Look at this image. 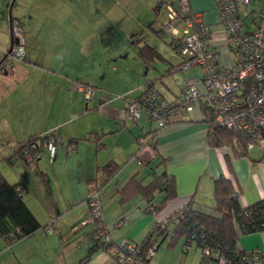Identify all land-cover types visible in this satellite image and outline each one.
I'll list each match as a JSON object with an SVG mask.
<instances>
[{"label": "crops", "instance_id": "1", "mask_svg": "<svg viewBox=\"0 0 264 264\" xmlns=\"http://www.w3.org/2000/svg\"><path fill=\"white\" fill-rule=\"evenodd\" d=\"M163 1L165 0H144L145 4H149L147 7L157 2L158 5L154 6L155 12L159 10V5L163 4ZM169 1L173 2V0ZM214 2L215 7L210 0H187L190 13L199 14L208 22L214 21L210 23L214 29L210 40L213 59L218 64L229 65L232 62V54L226 46L227 41L224 34L221 31H216L219 24L215 22L214 18L218 5L215 0ZM8 4L9 0H0V60L10 42L9 16L6 20L4 18L6 12L5 15L3 13L5 6V10L7 8L9 14ZM20 4L25 7H17L14 19L19 22L22 31L25 61H15L9 66H0V106L4 104L13 106L16 112L14 113L12 109L0 111V136L6 137L8 142H12L9 150L13 153L16 144L31 135L52 133V137L57 139L56 143H60L61 146L58 151L57 146L55 147L53 157L57 154L58 157H70L71 161L74 158V162H72V169L75 170V174L72 173L74 185L73 188H69L67 195L71 201L76 199L78 204L82 201L86 203V197L93 189V177H98V180L103 178L101 170L108 161H114L120 167L103 183V194L113 191V187L119 190L135 172H138V177L142 178L144 182L163 170L174 176L176 195L165 203L162 210L155 215V220L165 219L174 211L179 210L190 198L193 200V206L198 208L212 204L213 180L219 175L231 179L234 189L238 191L241 204H249L264 197V141L247 148V151L239 156L234 155L230 146L211 145L207 139V125L198 105L194 106L185 117L174 119L159 128L156 131L158 133H155L157 128L155 122L145 116L134 120L125 114L126 99L123 96H137L147 80L152 79L160 91L163 86L170 90L169 95L162 91L169 99H172L188 81H197L198 86L202 88L201 76L199 79L194 76L185 78L183 70L186 67L177 68L181 57L177 61L164 63L167 64V67L165 66L166 68L159 76H155L152 69L154 61L157 59L165 61L166 57L161 54V57L154 56L146 60L138 52L140 60L137 62L135 74L130 75L132 82L130 85H119L117 89L119 96L117 97L113 94L117 93L116 90L98 82L97 78L94 80L91 78L93 74L95 76L99 72L96 62L94 64L92 62L90 67H86L88 70L82 72L81 57L83 59L84 55L88 56L93 50L89 51L91 45L75 40L79 34L76 33L75 28L80 25L90 27L97 34L96 38H101L104 41V37L112 36L113 26L119 25L118 19L125 20L127 13H135V8L131 7L132 3L126 4V6L118 4L117 13H114V2L107 3L106 7H99L98 2L82 5L73 1L71 3L63 1L61 4L42 1L33 5L27 0H22ZM210 9L212 10L210 11ZM244 10L243 15L251 11L248 8ZM50 13L52 15L48 16ZM53 14H57L56 19ZM11 17L13 16L11 15ZM64 20L72 21L70 22L72 29H68L72 33L69 35L68 42L66 34L62 36L60 34L59 41L65 43V45H61L64 47L59 46L60 50L50 48L47 52L42 37L56 36L58 29L53 32V27L64 25L62 24ZM167 20L166 18L163 23L166 27ZM175 21H173V27L179 34V29L174 25ZM178 21L183 25L182 21ZM174 35L176 37V34ZM136 39L137 37L134 36L133 40ZM213 42L216 44L214 48ZM68 43H70V47L66 49ZM142 43H148L160 52L151 43L147 41H142ZM70 49L74 51L73 54ZM62 51H64V56H61ZM55 53L58 54L57 57H54ZM102 71H100L101 74H103ZM111 72L112 70L107 71L106 74L110 75ZM176 72L182 73V81L175 77ZM82 86H87L91 90L89 98L84 97L83 91L80 89ZM21 108L22 110H20ZM11 113L14 116L11 118L12 121L8 120ZM90 133L97 135L99 146L93 140L83 138ZM72 138H76L77 141L68 144V139ZM138 138H142L143 142L140 143ZM44 150L48 151L47 146H44L37 160L26 162L18 158V162L21 160L23 165H20L22 168L20 167L19 171L16 169V173L8 174L3 170L2 173L10 182L21 180L24 183L26 190L22 193V198L40 223L52 221L57 230L62 232L56 223V218L61 213L57 209V201L53 196L51 176L48 169L39 163ZM152 164L155 165L152 176L146 179L145 170ZM32 165L38 167L39 177L33 173ZM52 168L56 172L55 167ZM122 180L125 181L120 187H117ZM32 182L33 186L30 184ZM108 183L111 184L110 188L106 186ZM34 186L39 191L36 195L40 194L42 199L44 197L41 191L44 187L53 196V205H56L54 214L50 213L47 204L43 209L39 197L36 199L33 197L34 194L33 196L30 194ZM24 193H26L25 196ZM140 199L138 197V200ZM83 210L84 207L78 212L81 214ZM87 210L88 205L86 204V208L81 214L82 218ZM45 211H49V218ZM67 212L72 211L68 209ZM43 215L46 218L42 222L40 217ZM81 215L78 216L81 217ZM123 220L125 221L124 217ZM121 224L122 222L116 225ZM133 227L128 231L118 233L115 237L111 236V238L120 239L124 237L121 236L123 233L134 235L136 230ZM107 230L109 231L108 228ZM238 243L244 249L258 248L264 252V230L241 233ZM64 249L57 231L45 232L40 228L34 234L10 244H5L4 240L0 238V264H67L64 258ZM158 259L159 257L153 260L152 256L151 263L165 264ZM199 260L200 258L192 264H198ZM210 262L208 261L207 264H212ZM222 262L224 261H220L218 264H225ZM111 264L113 263L111 262ZM174 264H184V262L177 260Z\"/></svg>", "mask_w": 264, "mask_h": 264}, {"label": "rangeland", "instance_id": "2", "mask_svg": "<svg viewBox=\"0 0 264 264\" xmlns=\"http://www.w3.org/2000/svg\"><path fill=\"white\" fill-rule=\"evenodd\" d=\"M11 0H9L10 3ZM22 0H14L11 8V15L14 17L16 13V9L18 6L25 7L20 4ZM29 3L35 5L42 1H47L49 3H56L61 4L63 1H69L70 3L77 2L82 5H88V4H95L98 2L99 7H106L107 3L114 2L115 3V12L117 13V5H125L132 3L131 7L135 8V13L130 14L127 13L125 16V20L118 19L119 25L113 26V32L112 36L104 37V41L101 38L98 37L95 32H93L90 27L87 26H79L76 29V33H79L75 40L78 42L83 41L84 44L91 45V48L89 51L93 50L88 56L84 55V58L81 57V70L82 72L87 71L90 67L92 62L93 64L96 62L98 65L99 72L93 77H91L93 80L95 78L98 79V82H102L109 88H112L117 91L118 86L122 85H130L132 82V78L130 79V75L135 74V70L137 69V62L140 60L138 55L139 46L141 45L142 41H147L154 45L158 50L161 52L162 55H164L166 58L165 61L163 60H155L154 70L155 76H159L162 70H164L167 67L168 61H177L179 60L180 56L174 51L172 44H170V41L172 38H175V35L173 34V30L167 28L163 23L165 22L167 18V10L166 5L167 4H175L176 0H173V2L169 0L163 1L164 3L159 5V12H155L154 6L157 4V2L153 3L154 5L147 7L149 4H145L144 0H27ZM212 4L215 7L214 0H210ZM20 4V5H19ZM9 5V4H8ZM158 5V4H157ZM78 7V6H76ZM98 7V8H99ZM161 8V9H160ZM246 8L248 10H251L249 12V15L245 18L246 22H250L253 18V15L258 12V10L261 8V3L259 0H254L252 3H250ZM212 9H210L211 11ZM6 16L4 17L6 20L8 19V10L4 6L3 13ZM244 12V11H243ZM56 13V12H55ZM153 13V14H151ZM215 22L218 21V10L215 13ZM52 14H48V16H51ZM54 18H57V14H53ZM131 15V16H130ZM141 15V16H140ZM153 15V16H152ZM140 16V17H139ZM73 17V16H72ZM116 17V16H115ZM136 17H139L136 19ZM19 18V17H18ZM203 18V21L210 25V23L207 20ZM54 19V20H55ZM136 19V20H135ZM152 19V21H151ZM60 20V19H57ZM69 20H64L62 24L64 25H56L53 27V32L58 29L57 37L53 36H46V38L42 37L43 44L45 45L46 51L50 48L53 50H60L61 45H65L64 42L59 41V38L66 34V41L69 40V35L72 34L71 31L68 29H72V26L70 25ZM181 33L182 30V23L178 20L175 21L174 24ZM179 33V34H180ZM53 34V33H52ZM61 34V36H60ZM178 34V35H179ZM136 36L137 39L133 40V37ZM214 43V42H213ZM140 44V45H138ZM143 44V43H142ZM104 46V48H103ZM214 46L216 47V44L214 43ZM64 47V46H61ZM70 47V43L66 45V49ZM65 49V48H64ZM48 52V51H47ZM71 54H73V50L70 49ZM217 54V51H215ZM53 54V53H51ZM57 53H55L54 57H57ZM64 56V51H62V55ZM71 56V55H70ZM77 59H80L77 57ZM16 60H11L9 63H6L5 66H9L11 63H15ZM19 62H24V59H18ZM166 66V67H165ZM101 70L103 74H101ZM109 73L110 75H107V71H111ZM95 71V69H93ZM113 73V74H112ZM183 73L185 74V78L188 76H194L196 79H199L201 76V70L198 65L194 66H187L186 69L183 70ZM109 76V77H107ZM114 76V77H113ZM175 77L177 79L183 80L182 73L175 74ZM102 86V85H101ZM89 89V88H88ZM163 92L167 93L168 95L171 93L170 90H167L166 87H162L161 89ZM114 96H119V93L117 91L113 93ZM83 95L85 97V93L83 92ZM15 106V104H13ZM13 107V106H12ZM10 107L7 104H4L3 106H0V111H8L11 110L15 112V107ZM23 108V107H22ZM22 108L20 110H22ZM12 112V113H13ZM10 114L8 116V120H11V118H14L13 114ZM21 113V112H20ZM12 145V142H8L6 140V137L0 136V171L1 173L4 171L8 174L16 173V169L18 171L20 170V165H23V162L19 160H14L12 163H9L7 160V157L12 154V152L9 150ZM57 148L61 149L60 143H56L54 145ZM64 148V147H62ZM64 150V149H63ZM54 153L50 155V153L47 150H44L42 152L41 158L39 160V163L44 166V168H47L49 171V174L51 176V182L53 183L52 189H53V196L55 197L57 201L58 210L60 211L61 215L57 216V225L62 229V232L64 234V258L67 261V264H111L112 256L105 251L104 249L98 247L94 251H91L89 254L87 253V247L89 244H92L94 242H99L101 240V237L96 234L94 223L87 222L85 224H82V215L86 204L85 201H82L78 204V200L71 201L68 195L69 188H73L74 185V176L72 173L75 174V170L72 168V162H74V158L70 159V157H58L57 154L55 157ZM55 167L56 172L53 170L52 167ZM25 167V166H23ZM33 173L39 177V171H37V166L32 165ZM22 168V167H21ZM155 168V165L152 164L149 166L148 169L145 170V178L148 179L152 176L153 169ZM3 170V171H2ZM3 174V173H2ZM12 180V179H11ZM69 181V182H68ZM125 180H122L119 182V185L117 187H120L122 183ZM13 182V180H12ZM68 183H70L68 185ZM31 186H33V182L30 183ZM109 184V183H108ZM106 185L108 188H110L111 184ZM105 186V189H106ZM43 188V187H42ZM107 188V190H108ZM116 187H113V191L107 192L103 194L104 191H101L100 195V203H101V215L104 219V222L109 229V235L112 237H115L118 233H121L123 231H128L129 228L133 227L135 228L136 232L134 235H128L126 233H123L124 237L121 238H129L132 240L139 241L143 238L145 233L148 229H150L155 222V215L154 214H147L140 210L139 206L144 204V201L142 199L138 200V196H134L130 198L128 201L123 203V205L119 202V196L120 190H116ZM121 188V187H120ZM42 196L44 197V201L42 202L41 195H36L39 193V191L36 189V187H32L30 194L40 198V204L42 205L43 209H45V204L49 206L50 213L54 214L56 210V205H53V196L48 193L47 188L44 187L42 189ZM26 193H24V196ZM29 193L27 194V196ZM211 205V203L209 204ZM74 206V207H72ZM84 207V210L80 214L78 211L82 210ZM67 209V210H66ZM69 211L72 212H67ZM210 211V209H206ZM46 212V211H45ZM67 212V213H66ZM71 213L72 216H71ZM47 218H49V211L46 212ZM65 214V215H64ZM78 215H81L78 216ZM45 215L40 217V220L43 222L44 218H46ZM124 217V220L119 221V223L122 222L121 225L118 224V220L120 218ZM146 220V221H145ZM58 227V228H59ZM59 228V229H60ZM170 237L169 235L165 237L159 245V248L155 250L153 254V260H156L158 257V261L165 262V264H174V262H184V264H192V262H196L197 259L201 256V249L199 247H196L194 244H190V246L187 248V250L183 249L182 246V238L177 239L172 245H169ZM196 251V252H195ZM165 260V261H164ZM173 261V262H172ZM212 264H218L220 261H216L214 259L209 260ZM113 263V262H112ZM225 264H229L226 262H222ZM231 264V263H230Z\"/></svg>", "mask_w": 264, "mask_h": 264}, {"label": "trees", "instance_id": "3", "mask_svg": "<svg viewBox=\"0 0 264 264\" xmlns=\"http://www.w3.org/2000/svg\"><path fill=\"white\" fill-rule=\"evenodd\" d=\"M215 1L219 7L222 2L227 0ZM242 12L239 15L246 21ZM12 19L17 21L14 17ZM175 42L176 39L174 38L171 43L173 49L176 46L174 45ZM138 52L146 60L154 56L161 57V53L148 43L141 44ZM190 59L192 60V58L181 57L177 68L194 65L191 62V65H186V62ZM5 62L4 57L0 66L5 65ZM149 83L154 84L152 79L147 80L142 85L141 92L137 96L130 97L124 95L123 98L126 99L125 103L131 99L138 101L144 90L143 87ZM85 87L89 88L87 86ZM155 88L160 91L156 86ZM160 92L162 93V91ZM198 106L202 111V118L207 125V139L211 145L230 146L236 156L242 155L247 151L246 143L253 139V137L238 134L237 131L220 125L215 118V109L212 102L208 98L201 97ZM143 116L148 118L144 114ZM173 120H170V122ZM158 130L157 127L155 133H158L156 132ZM52 136V133L31 135L23 141L18 142L14 152L7 157L8 162L12 163L18 158L26 162L37 160L44 146H47L48 152L50 153L49 143L55 145L57 142V139ZM96 136L94 133H90L83 138L93 140L99 146L100 142ZM138 140L140 143L143 142L142 138H138ZM262 140H264V131L260 132L254 144L260 143ZM75 141L77 139L72 138L68 139L67 143L71 144ZM119 167V164L114 161H108L103 165V170H101L103 178L98 180V177H93L92 191L97 190L101 193L103 183L106 182L105 180L115 174ZM24 190H26V186L21 180L10 182L0 171V238L4 240L5 244H10L16 240L30 236L42 228L45 232L57 231L60 242L64 245V234L57 230L53 222L40 223L25 203L22 198ZM119 190L121 194L119 196V202L121 205L130 198L138 196L144 201V204L139 206L140 210L147 214L156 215L162 210L169 199L175 197L176 180L173 175L163 170L144 182L142 178L138 177V172H135L124 182ZM90 194L86 197L88 210L83 220L94 223V230L98 235V230L101 228L98 220L101 219L106 233L109 234L101 215V203L96 211H92ZM238 196V191L234 189L229 177L219 175L214 178L213 203L211 205H204L198 208L193 206V200L190 198L179 210L174 211L165 219L155 220L154 225L147 230L142 239L139 241L130 239L137 248V264H152L151 259L155 250L159 248L160 242L168 235L170 237L169 245H172L177 239L182 238L183 249L187 250L190 244L199 247L201 249V256L198 264H207L210 259L220 261L221 258L225 259L227 263L240 264L241 258L239 255L245 249L238 243L239 235L241 233L264 230V197L249 204H241ZM206 209H210V211ZM121 220H123V217L119 219V221ZM49 226H51V231L47 230ZM111 241L115 242L113 238ZM111 244L113 243H105L102 240L94 242L88 246L87 253L89 254L91 251L100 247L112 256L113 264H125L119 260L121 252L117 251L115 254L110 252L109 247Z\"/></svg>", "mask_w": 264, "mask_h": 264}, {"label": "built area", "instance_id": "4", "mask_svg": "<svg viewBox=\"0 0 264 264\" xmlns=\"http://www.w3.org/2000/svg\"><path fill=\"white\" fill-rule=\"evenodd\" d=\"M254 0H227L218 7L219 28L226 38V46L232 54L229 65H221L214 61L210 49L212 26L206 24L199 14L190 13L187 0H176V4H167V27L176 34L174 51L183 58H192L186 65H198L201 70V85L197 81H188L173 97L167 98L155 88L154 84L146 85L139 100H129L124 111L134 120L143 114L154 121L159 128L170 120L185 117L201 97L208 98L215 109L217 122L241 135L253 139L247 141L246 148H251L261 131H264V0H259L261 8L253 15L249 23L239 15ZM244 13V12H243ZM249 13L244 14L245 18ZM183 22L178 35L173 21ZM12 36L17 38L12 50L6 55V62L25 58L24 39L17 21L11 23ZM192 65V66H194ZM89 98L91 90L80 87ZM264 141V140H262ZM55 146L49 143L50 155ZM100 192L92 191L90 205L92 211L100 206ZM160 220V219H158ZM87 221L83 220L85 224ZM98 235L110 245V252H121L119 260L125 264H137V248L128 238L111 241L101 219ZM119 224V222H118ZM51 231V226L48 227ZM151 253V252H150ZM240 264H264V252L258 248L245 249L240 252ZM224 261L225 259H220Z\"/></svg>", "mask_w": 264, "mask_h": 264}, {"label": "water", "instance_id": "5", "mask_svg": "<svg viewBox=\"0 0 264 264\" xmlns=\"http://www.w3.org/2000/svg\"><path fill=\"white\" fill-rule=\"evenodd\" d=\"M13 2H14V0H11L10 1V3H9V7H8V9H9V26H10V42H9V45H8V48H7V50H6V52H5V54H4V56L2 57V59L0 60V63L2 62V60L4 59V57L12 50V47H13V44L14 43H17V38H14L13 36H12V33H11V23H12V17H11V8H12V4H13Z\"/></svg>", "mask_w": 264, "mask_h": 264}, {"label": "bare ground", "instance_id": "6", "mask_svg": "<svg viewBox=\"0 0 264 264\" xmlns=\"http://www.w3.org/2000/svg\"><path fill=\"white\" fill-rule=\"evenodd\" d=\"M11 33H12V31H11ZM5 59H6V57H5ZM6 61V60H5Z\"/></svg>", "mask_w": 264, "mask_h": 264}, {"label": "flooded vegetation", "instance_id": "7", "mask_svg": "<svg viewBox=\"0 0 264 264\" xmlns=\"http://www.w3.org/2000/svg\"><path fill=\"white\" fill-rule=\"evenodd\" d=\"M6 57V56H5ZM7 62H5V64H6Z\"/></svg>", "mask_w": 264, "mask_h": 264}]
</instances>
